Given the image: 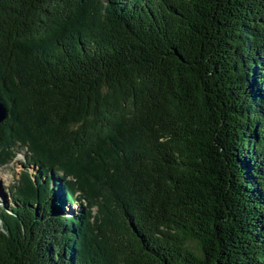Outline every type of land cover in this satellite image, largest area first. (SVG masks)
<instances>
[{
  "label": "trees",
  "instance_id": "obj_1",
  "mask_svg": "<svg viewBox=\"0 0 264 264\" xmlns=\"http://www.w3.org/2000/svg\"><path fill=\"white\" fill-rule=\"evenodd\" d=\"M0 101V264H264V0H0Z\"/></svg>",
  "mask_w": 264,
  "mask_h": 264
},
{
  "label": "rangeland",
  "instance_id": "obj_2",
  "mask_svg": "<svg viewBox=\"0 0 264 264\" xmlns=\"http://www.w3.org/2000/svg\"><path fill=\"white\" fill-rule=\"evenodd\" d=\"M16 155L13 162L0 168V207L2 209H9L11 206H14L15 197L13 189L17 185L19 177H21V173L26 169L32 173H37V169L29 165L26 149H18ZM79 208L80 205L69 207L67 209L68 216L72 217Z\"/></svg>",
  "mask_w": 264,
  "mask_h": 264
},
{
  "label": "water",
  "instance_id": "obj_3",
  "mask_svg": "<svg viewBox=\"0 0 264 264\" xmlns=\"http://www.w3.org/2000/svg\"><path fill=\"white\" fill-rule=\"evenodd\" d=\"M8 111L3 106L2 102L0 101V124H2L6 119H8Z\"/></svg>",
  "mask_w": 264,
  "mask_h": 264
}]
</instances>
